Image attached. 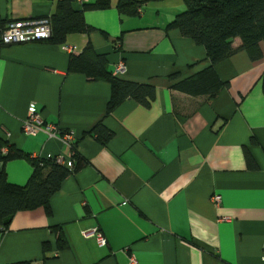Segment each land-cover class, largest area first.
<instances>
[{
    "label": "crops",
    "instance_id": "crops-1",
    "mask_svg": "<svg viewBox=\"0 0 264 264\" xmlns=\"http://www.w3.org/2000/svg\"><path fill=\"white\" fill-rule=\"evenodd\" d=\"M118 2L86 10L94 30L69 34L65 44L0 46V137L31 157L70 153L59 137L23 134L33 102L45 122L74 133L75 153L87 161L50 197V214L14 215L0 233V264H264V40L256 62L234 40L237 51L214 67L229 85L207 102L173 88L210 65L202 45L166 29L183 0H135L133 16L120 14ZM55 6L0 0V20L51 16ZM88 43L108 54L113 74L122 63L118 77L156 88L150 108L126 99L106 113L109 84L67 72L70 54ZM99 123L113 133L105 144L90 135ZM4 171L8 182L25 185L33 167L20 158ZM91 228L106 245L84 237Z\"/></svg>",
    "mask_w": 264,
    "mask_h": 264
},
{
    "label": "trees",
    "instance_id": "trees-1",
    "mask_svg": "<svg viewBox=\"0 0 264 264\" xmlns=\"http://www.w3.org/2000/svg\"><path fill=\"white\" fill-rule=\"evenodd\" d=\"M79 0H56L54 13L49 16L51 35L47 42L56 45L65 44L69 34L89 33L94 30L84 19L88 9H103L109 6V0H95L93 3H81V9L74 4ZM184 9L167 25L166 29H178L184 37L205 48L210 65L198 74L173 85V88L192 96L205 95L207 102H212L228 82H222L216 74L215 65L231 55L237 48L235 39L241 42V49L246 50L251 61L262 58L259 44L264 40V0H183ZM141 4L135 0H119L117 8L122 15H137ZM5 22L0 20V29ZM68 73L82 74L90 81H104L110 86L111 94L106 113L126 99H132L146 108L155 101L156 88L149 83L129 81L118 77L108 68V54L97 53L88 43L78 54H70ZM177 75L171 76L175 79ZM97 141L107 143L113 133L101 123L90 131ZM77 140V139H76ZM76 145V141H75ZM249 168L255 169L256 163L246 153ZM26 158L33 171L25 185L8 182L4 165L14 159ZM87 164L79 155H74L72 169L56 163L53 159L31 157L0 137V233L8 230L14 215L19 211L43 208L50 214L49 200L61 186V183L74 172ZM60 249L68 244L61 228L54 229ZM47 252L48 247L43 246ZM18 264H30L22 262Z\"/></svg>",
    "mask_w": 264,
    "mask_h": 264
},
{
    "label": "built area",
    "instance_id": "built-area-1",
    "mask_svg": "<svg viewBox=\"0 0 264 264\" xmlns=\"http://www.w3.org/2000/svg\"><path fill=\"white\" fill-rule=\"evenodd\" d=\"M84 0H79L81 4ZM51 22L50 17L30 18L25 20H12L9 21L2 29H0V46L22 44L29 42H39L48 39L51 35ZM63 49L67 52L71 51L70 46L65 45ZM124 66L119 64L115 70V74L123 71ZM22 132L25 136H33L37 132H43L49 137H59L63 144L69 147V154H58L53 160L61 165L72 169L74 165L75 155V141L76 137L70 130H62L57 125L45 122L41 114L36 110L35 103H30L28 106V114L22 123ZM37 157V156H35ZM39 157V156H38ZM213 204H220L221 197L214 194L210 198ZM84 237H92L95 239L99 246L106 245V238L104 234L97 228H91L84 231ZM264 259V254H263ZM133 262L136 263L133 258Z\"/></svg>",
    "mask_w": 264,
    "mask_h": 264
}]
</instances>
